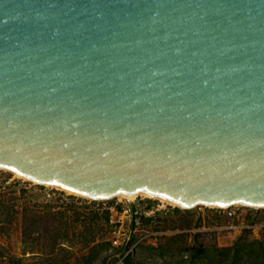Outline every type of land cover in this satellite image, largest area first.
Returning a JSON list of instances; mask_svg holds the SVG:
<instances>
[{
  "label": "water",
  "instance_id": "obj_1",
  "mask_svg": "<svg viewBox=\"0 0 264 264\" xmlns=\"http://www.w3.org/2000/svg\"><path fill=\"white\" fill-rule=\"evenodd\" d=\"M0 170L264 209V0H0Z\"/></svg>",
  "mask_w": 264,
  "mask_h": 264
},
{
  "label": "rangeland",
  "instance_id": "obj_2",
  "mask_svg": "<svg viewBox=\"0 0 264 264\" xmlns=\"http://www.w3.org/2000/svg\"><path fill=\"white\" fill-rule=\"evenodd\" d=\"M34 217L48 227L39 221L29 238L24 233ZM245 233L262 238L264 209L186 210L146 196L92 201L0 170V264H123L128 257L131 264H163V250L173 252L171 259L183 243L229 247ZM177 235L185 238L171 243Z\"/></svg>",
  "mask_w": 264,
  "mask_h": 264
},
{
  "label": "trees",
  "instance_id": "obj_3",
  "mask_svg": "<svg viewBox=\"0 0 264 264\" xmlns=\"http://www.w3.org/2000/svg\"><path fill=\"white\" fill-rule=\"evenodd\" d=\"M30 226L26 227L24 235L31 236L33 228L40 220V218L30 219ZM109 221V217H107ZM48 227L47 222H44ZM61 229H53L54 244L51 250H54L58 245L60 239ZM185 238L184 235H177L171 243H175L178 239ZM96 242V238L87 241V246H91ZM203 243V242H202ZM195 243L192 246H186V243L177 249L176 255H171L175 259H169L166 256L173 254L163 250L159 257L163 260V264H264V233L261 239L251 240L245 233L233 245L229 247H219L210 244ZM150 250L156 251L158 248L150 247ZM166 258V259H165ZM106 264V261L103 263ZM123 264H131L130 257L126 258ZM159 264V263H155Z\"/></svg>",
  "mask_w": 264,
  "mask_h": 264
},
{
  "label": "bare ground",
  "instance_id": "obj_4",
  "mask_svg": "<svg viewBox=\"0 0 264 264\" xmlns=\"http://www.w3.org/2000/svg\"><path fill=\"white\" fill-rule=\"evenodd\" d=\"M16 175V174H15ZM18 177H20L19 175H17ZM20 178H22V177H20ZM24 179V178H23ZM25 180H27V179H25ZM62 190V189H61ZM66 192H68V191H66ZM70 194H73L74 195V193H71V192H69ZM126 198H134V197H126ZM159 200H161V199H159ZM162 201H164V200H162ZM164 202H167V201H164ZM167 203H169V202H167ZM169 204H172V203H169ZM172 205H174V204H172ZM175 206V205H174Z\"/></svg>",
  "mask_w": 264,
  "mask_h": 264
}]
</instances>
